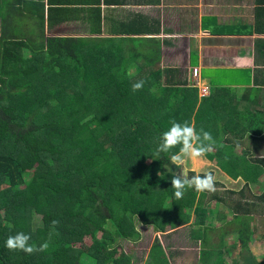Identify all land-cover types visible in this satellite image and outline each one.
<instances>
[{
	"label": "trees",
	"instance_id": "1",
	"mask_svg": "<svg viewBox=\"0 0 264 264\" xmlns=\"http://www.w3.org/2000/svg\"><path fill=\"white\" fill-rule=\"evenodd\" d=\"M20 16V8L0 5V264H131L132 257L118 254L115 245L119 239L138 240L136 219L164 232L185 225L188 208L195 215L197 229L190 238L200 242L201 263L213 264L212 257L221 258L223 250L233 252L232 239L246 249L253 230L248 219L230 222L224 213L236 214L241 207L235 192L188 188L177 200L171 185L176 174L168 166L179 148L155 155L170 121L190 123L163 120L158 108L184 116L186 98H171L170 92L163 103L156 93L134 92L136 75L96 69L70 40L49 38L41 44L18 37ZM38 36L43 42V29ZM203 105L192 125L215 141L203 158L233 180L252 179L254 166L236 161L233 146L222 143L226 127L235 136L232 131L242 125L221 124L218 117L226 109L219 103V110L207 114ZM207 193L211 197L205 200ZM21 231L37 247L47 242L48 249L31 255L7 249V237ZM149 258L169 264L159 243Z\"/></svg>",
	"mask_w": 264,
	"mask_h": 264
},
{
	"label": "crops",
	"instance_id": "2",
	"mask_svg": "<svg viewBox=\"0 0 264 264\" xmlns=\"http://www.w3.org/2000/svg\"><path fill=\"white\" fill-rule=\"evenodd\" d=\"M0 5L20 8L18 37L41 44L49 38L70 40L93 60V67L136 75V82L145 81L140 91L156 93L163 103L170 92L171 98L185 97L184 116L163 106L158 108L163 120L188 118L193 124L201 102L206 114L218 103L225 108L219 122L242 126L232 131L235 136L226 127L222 143L233 146L236 161L256 171L252 179L233 180L204 160L228 178L227 185L236 184L225 191H234L241 207L236 214L226 209L227 219L246 218L253 232L246 249L240 240L228 241L236 245L234 251L223 250L221 258L211 261L264 264V0H0ZM42 29L43 42L38 36ZM193 69L198 70L197 86L189 82ZM210 204L213 208L214 201ZM162 249L169 264L177 257L182 264L188 252L171 250L169 258Z\"/></svg>",
	"mask_w": 264,
	"mask_h": 264
},
{
	"label": "clouds",
	"instance_id": "3",
	"mask_svg": "<svg viewBox=\"0 0 264 264\" xmlns=\"http://www.w3.org/2000/svg\"><path fill=\"white\" fill-rule=\"evenodd\" d=\"M145 81L141 80L132 85V90L138 91L143 88ZM215 141L210 132L200 129L199 132L188 121L183 123L170 121L168 130L161 134L160 142L155 150L156 157L161 153H168L174 148H179L178 152L171 156V163L180 168V173L171 179L172 188L175 189L174 196L177 200L182 199L184 192L188 188H195L197 191L214 192L215 176L211 172H206L203 176H189V169L186 167L188 159H199L205 157L213 151ZM59 221L53 220L52 224L57 225ZM31 236L24 232H17L7 237L5 247L10 251H22L31 255L37 252H44L48 249L47 242L37 247L30 243ZM234 243V242H232ZM201 247V246H200ZM171 251L167 250L169 253ZM200 256V249L198 250ZM166 257V255H165ZM171 256L169 255V258Z\"/></svg>",
	"mask_w": 264,
	"mask_h": 264
},
{
	"label": "rangeland",
	"instance_id": "4",
	"mask_svg": "<svg viewBox=\"0 0 264 264\" xmlns=\"http://www.w3.org/2000/svg\"><path fill=\"white\" fill-rule=\"evenodd\" d=\"M149 163L150 162H148V164ZM186 167L189 169V172H194L196 175H203L206 172H211L215 176V189H216L215 194H218V192L221 191L236 188L235 187L236 184L235 186L227 185L228 178L226 179V176L223 175V173H220L218 170L216 169L214 170L212 164H209L207 161H205L203 157L199 159H188L186 162ZM168 170L173 175L175 174L177 175L180 173V168L173 165L171 161L168 166ZM222 184L227 186L223 187L224 185ZM206 196L207 197H205V200L210 199L211 197L210 195H208V193L206 194ZM192 210L193 209H189V208L184 209V213L188 214L190 217L189 221L185 225L177 227V229L170 230V228H167L162 234L160 232H157L153 228V226L144 225L143 223L140 222L139 219H136L135 229H136V236H138L136 237V239L138 240L136 242H133V241H125L119 239V241H117L115 245V247L118 250V254L123 253L125 255H130L132 257L131 264H148L149 262L150 263L152 262V259L148 257L151 248L155 244L160 243V245L166 250L182 249L183 251H177V252L178 253L182 252L184 255H186L185 251L188 250L187 255L181 258L182 264L183 262L184 263L186 262L185 264H202L198 258V250L201 248L200 242L190 238L191 231L194 228L193 222L195 218ZM43 223L44 220L42 221V219H40L38 222V226H42ZM194 229L197 228L195 227ZM99 236H101V233L99 234ZM229 236H227V239ZM258 238L259 235L256 236V239ZM84 239L87 245H90L92 243V240L89 237H85ZM231 242H234V240L232 239ZM188 243H190V247H186V244ZM214 250H217V248L214 247L213 249H211V251ZM259 251L261 253L262 249H260ZM156 253L158 255L160 253V250L158 249ZM173 263L176 264L179 263L178 257Z\"/></svg>",
	"mask_w": 264,
	"mask_h": 264
},
{
	"label": "built area",
	"instance_id": "5",
	"mask_svg": "<svg viewBox=\"0 0 264 264\" xmlns=\"http://www.w3.org/2000/svg\"><path fill=\"white\" fill-rule=\"evenodd\" d=\"M191 75H192V77H191V80L189 81L190 85L191 86H194V85L197 86L196 78H197V75H198V70L197 69H193L192 72H191ZM199 92H200L201 96H204V95L207 94V91H206L205 88L199 89Z\"/></svg>",
	"mask_w": 264,
	"mask_h": 264
}]
</instances>
